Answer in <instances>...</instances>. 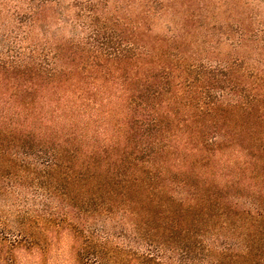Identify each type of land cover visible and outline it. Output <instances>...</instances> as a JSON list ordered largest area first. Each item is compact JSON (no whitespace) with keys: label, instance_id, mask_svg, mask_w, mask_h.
I'll use <instances>...</instances> for the list:
<instances>
[{"label":"trees","instance_id":"obj_1","mask_svg":"<svg viewBox=\"0 0 264 264\" xmlns=\"http://www.w3.org/2000/svg\"><path fill=\"white\" fill-rule=\"evenodd\" d=\"M204 1L76 43L5 35L0 263L264 264V37L200 43ZM168 7L180 32L151 34Z\"/></svg>","mask_w":264,"mask_h":264},{"label":"rangeland","instance_id":"obj_2","mask_svg":"<svg viewBox=\"0 0 264 264\" xmlns=\"http://www.w3.org/2000/svg\"><path fill=\"white\" fill-rule=\"evenodd\" d=\"M218 2L206 0L197 4L206 6L207 11L199 27L190 31L200 43L204 34L218 37L225 23H231L230 35L235 38L240 36L237 22L247 24L250 36L264 37V0H224L223 6ZM36 10L38 20L30 21L31 13ZM161 11L150 16L151 34H178L182 21L180 10L168 7ZM132 18L140 22L145 20V0H0V42H5L6 34H10L11 39L31 34L30 42L38 41L41 45L61 41L76 43L103 27L110 28L119 22L126 25ZM220 49L225 54L231 52L227 45ZM233 51L245 54L242 49ZM253 57L251 54L250 62ZM51 255L50 264H56V253Z\"/></svg>","mask_w":264,"mask_h":264}]
</instances>
